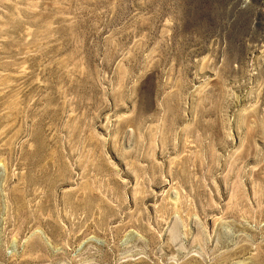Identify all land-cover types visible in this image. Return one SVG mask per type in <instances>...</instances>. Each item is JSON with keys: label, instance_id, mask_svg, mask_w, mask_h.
I'll list each match as a JSON object with an SVG mask.
<instances>
[{"label": "rangeland", "instance_id": "rangeland-1", "mask_svg": "<svg viewBox=\"0 0 264 264\" xmlns=\"http://www.w3.org/2000/svg\"><path fill=\"white\" fill-rule=\"evenodd\" d=\"M0 264H264V0H0Z\"/></svg>", "mask_w": 264, "mask_h": 264}]
</instances>
